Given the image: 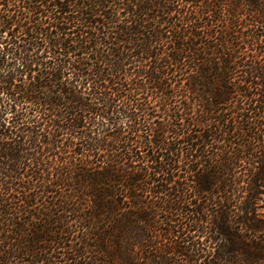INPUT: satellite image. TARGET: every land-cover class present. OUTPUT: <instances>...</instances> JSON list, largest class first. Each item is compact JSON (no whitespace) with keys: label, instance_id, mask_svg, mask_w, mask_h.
I'll return each instance as SVG.
<instances>
[{"label":"trees","instance_id":"obj_1","mask_svg":"<svg viewBox=\"0 0 264 264\" xmlns=\"http://www.w3.org/2000/svg\"><path fill=\"white\" fill-rule=\"evenodd\" d=\"M259 194L264 0H0V264H264Z\"/></svg>","mask_w":264,"mask_h":264},{"label":"rangeland","instance_id":"obj_2","mask_svg":"<svg viewBox=\"0 0 264 264\" xmlns=\"http://www.w3.org/2000/svg\"><path fill=\"white\" fill-rule=\"evenodd\" d=\"M166 117H157V120H160V119H165ZM238 169V168H237ZM258 196V200L256 201V208H257V213L259 214V216L260 217H264V194H259V195H257ZM255 205V204H254ZM261 234V233H260ZM259 233L257 234V236L258 235H260ZM262 235V234H261ZM162 237L160 236V234L159 233H157V247L158 246H160V245H163L164 244V242H165V240H160ZM200 240L201 241H203V247L205 248V251L204 252H200V253H196L197 255H201V259H204V257H205V254L208 252V251H210L211 250V252L213 253V248H211L210 247V241L209 240H207L206 242H205V240H204V238L203 237H201L200 238ZM167 244V243H166ZM177 255H180V256H178V257H182V258H187V257H190L191 255H192V253L190 252V251H184L182 254H175V253H172V252H170V253H168V254H166V257H171V258H174V257H176ZM159 257V255L157 254V258ZM200 259V260H201ZM200 260H197V262L199 261L200 262ZM150 262V260L148 259V261H147V263H149ZM202 262V261H201ZM203 263V262H202Z\"/></svg>","mask_w":264,"mask_h":264}]
</instances>
